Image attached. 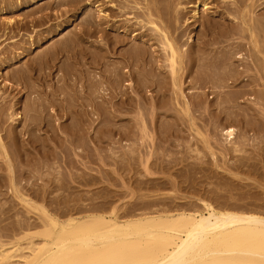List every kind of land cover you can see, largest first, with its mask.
Masks as SVG:
<instances>
[{
    "label": "bare ground",
    "instance_id": "1",
    "mask_svg": "<svg viewBox=\"0 0 264 264\" xmlns=\"http://www.w3.org/2000/svg\"><path fill=\"white\" fill-rule=\"evenodd\" d=\"M0 38V264H264V0H57Z\"/></svg>",
    "mask_w": 264,
    "mask_h": 264
},
{
    "label": "rangeland",
    "instance_id": "2",
    "mask_svg": "<svg viewBox=\"0 0 264 264\" xmlns=\"http://www.w3.org/2000/svg\"><path fill=\"white\" fill-rule=\"evenodd\" d=\"M56 1L57 0H38L35 3H30V4H27V5H24V7H19V9L14 10V11H11V12H9L8 10L7 11H3L2 13H0V18H1V20H7V19H10V18L12 20H14L18 16H21L22 17L23 15L28 14V13L34 11L35 9H39V7H43L44 8L46 5L52 4V3L55 5V2ZM67 7L68 6L66 5L65 7H61V9L66 10ZM76 10H78V9H76ZM76 10L68 11L67 14L63 15V17H60L58 19H53L52 21H50L48 23H45L44 25H41L40 27H35L34 30L35 29H40L41 31L44 32V35H45V34H47L46 33V29H47L48 26L53 27L56 22H58L60 20H64L66 18L65 16H67V15L73 13V12H76ZM52 13H54V12H52ZM85 17H86V14H80L79 16H78V14H76V18L74 19V17H73V19H71V22L74 20L73 23H71L70 25H68L66 27V29L63 31V33L60 36H57L56 35L55 37H53L51 39H48L45 43H43V45H41L40 48H35L33 50V52H31L30 55H28V56L24 57L23 59H21V61L18 62L15 66H19V67L21 66L22 67V64L24 63V61H27L26 58H28L29 56H34V55L37 56L48 45L52 44L53 42H58L59 40H62L64 38V36H67L68 34H70L73 31H78L79 28H80V26H82L81 24H83ZM31 30H32V27L29 29L28 32L29 33H32ZM23 35L24 36L23 37H20V39L18 41H19V43L21 45L22 44H26L28 46V43H24L26 41V39H27L28 33H25ZM15 39H17V38H15ZM91 40H92V38L86 39V41H85L86 47L89 46V44H90L89 42ZM11 42H12V39H10V38H4V39L3 38H0V49L1 48H4V47H9L11 45ZM59 63H61V62H59ZM15 66H14V68H15ZM8 71H10V68L9 67H6V68L2 69V72L3 73H9ZM56 72L54 74H56ZM1 85H2V83H1ZM248 102H250V101H248ZM127 116L129 118H132V116L133 117L135 116V113L134 112H129L127 114ZM128 142L129 141H126L125 143H128ZM251 148L252 147H249L248 146V149L249 150ZM259 170H260L259 172H261L260 175H263L264 174V169H261L260 168ZM251 177H254V174H251ZM114 179H115L114 180V184H116V185H114V184L111 185L110 184L111 182L110 183H107L106 181L103 180V182H99L97 184L90 185L89 187H86V189H89V193L97 192L99 190L101 191V190H105V189L120 190L121 189V177L119 178L118 176L115 175V178ZM112 182H113V180H112ZM251 182L254 183L255 180H252ZM82 190H84V189H82ZM119 202H122V201H119Z\"/></svg>",
    "mask_w": 264,
    "mask_h": 264
}]
</instances>
